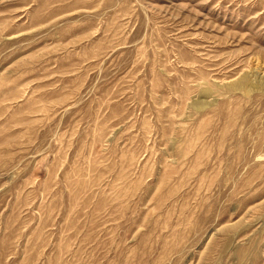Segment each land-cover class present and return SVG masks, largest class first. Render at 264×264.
Listing matches in <instances>:
<instances>
[{
  "label": "rangeland",
  "instance_id": "1",
  "mask_svg": "<svg viewBox=\"0 0 264 264\" xmlns=\"http://www.w3.org/2000/svg\"><path fill=\"white\" fill-rule=\"evenodd\" d=\"M0 264H264V0H0Z\"/></svg>",
  "mask_w": 264,
  "mask_h": 264
}]
</instances>
